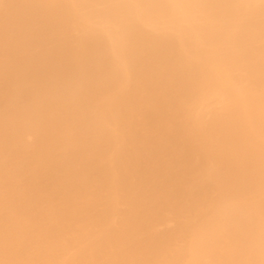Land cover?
<instances>
[{"label":"bare ground","instance_id":"obj_1","mask_svg":"<svg viewBox=\"0 0 264 264\" xmlns=\"http://www.w3.org/2000/svg\"><path fill=\"white\" fill-rule=\"evenodd\" d=\"M55 4L77 46L0 48V264H264V0Z\"/></svg>","mask_w":264,"mask_h":264},{"label":"rangeland","instance_id":"obj_2","mask_svg":"<svg viewBox=\"0 0 264 264\" xmlns=\"http://www.w3.org/2000/svg\"><path fill=\"white\" fill-rule=\"evenodd\" d=\"M2 1H3V0H2ZM2 1H1L0 4H2ZM10 1H11V0H10ZM10 1H8V2H7V0L4 1V3L7 2V3L4 4L5 7H7L8 4H11ZM19 1H20V2H19ZM28 1H29L30 3H29ZM49 1H50V2H49ZM55 1H56V0H35V1H34V0H17V1L14 0V1H13V0H12V2L14 3V7H15V8L17 7V8H16L17 10H15L14 8L11 9V5H12V4L10 5V7L8 6L9 9L4 8V6H3V8H2V6L0 5V7H1L4 11H6L5 14H7V15H5V16H6V17H5L4 14L1 15V13H0V15L3 16V17L0 16V18H1V22H2V18H3V19H5V18L7 19V20L5 19L6 21L4 20L5 22L3 21L4 23H7V21H8V22H9V21H12V23L10 22L11 25L8 23V25L10 26V29H12L10 33H9V31H8L9 27L6 26V25H5V27L8 28V29H7L8 32H6V29H4L5 32L3 31V29L0 31V36H2V37H0V40L4 41V42H1V41H0V42H1V44H2V43L6 44V45H1V44H0V46H1L0 48H2L3 46H4L3 48L6 47L4 52H7V53H8V51H11V50H10L11 48L7 47V46L9 45V44H8V43H9L8 40H9V38H10V40H11V37H12V36H15V35H17V36L12 37V38L16 39L17 41H18V40L20 41V42H17L18 45H19V43H20V44H21V43L23 44V45L21 44L20 46H24V45L29 44V46L27 45V46H25V47H26L27 49H28V48L32 49V50H30V51H32V53H28V52H30L29 49H28V50H26L27 52H25L24 55H26V54L28 53L27 55L30 54L31 56H36L37 59L41 58V56L43 57L46 53H47L46 56H50V55H52V56H50V58H51V57L56 58L55 55H57V54H59V53L61 54V52H62V55H63V54L66 52V50H67V52H68V48H69L70 46H77L78 43H79V42H77V41H79L78 38L80 37V34H76V31L73 32V30H74L73 27H72L73 24L67 21V19H66L65 15L63 14V12H62V11L57 7V5L55 4ZM15 2H16V5H15ZM22 2H23V3H22ZM47 2H48V3H47ZM45 3H46V4H45ZM51 3H54V5L56 6L55 9L53 8V7H55V6H54L53 4H51ZM27 5H28V6H27ZM37 5H38V6H37ZM45 5H46V6H45ZM24 6H25V7H24ZM42 6H43V7H42ZM23 7H24V8H23ZM27 7H28V8H27ZM41 7H42V8H41ZM1 8H0V9H1ZM21 8H22V9H21ZM25 8H26V9H25ZM34 8H35V9H34ZM37 8H40V9L38 10ZM251 8H254V7H247V9H246L245 7H243V9H244L245 12H246V11L249 12ZM5 9H6V10H5ZM13 9H14V11H13ZM45 9H47V10H45ZM50 9H51V10H50ZM53 9H54V10H53ZM228 9H229L228 11H231L230 8H228ZM233 9H234V8H233ZM245 9H246V10H245ZM7 10H8V11H7ZM9 10H11V12H9ZM56 10H57V11H56ZM241 10H242V9H241ZM252 10H253V9H252ZM252 10H251V11H252ZM254 10H255V8H254ZM254 10H253V11H254ZM4 11H3V13H4ZM22 11H23L24 13H23ZM34 11H36V12H34ZM49 11H50V12H49ZM52 11H53V12H52ZM234 11H235V9H234ZM238 11H240V9H238ZM242 11H243V10H242ZM244 11H243V12H244ZM32 12H33V14H32ZM47 12H48V13H47ZM231 12H233V11H231ZM231 12H230V14H233V13H234V12H233V13H231ZM236 12H237V11H235V14L238 15V13H236ZM245 12H244V13H245ZM248 12L246 13L247 18H246V16L241 15V16H244V17H245V18H242V19H245V21H246V19L248 20V19H251L252 17H254L253 20H249V21H247V22H245V21L243 20V21H244V22H243V21H240L241 18L238 19V17H237V18H235V20L232 19L233 22H232V20H230V18H229V19L226 21L227 23H226V22H225V23H226L227 26H228V22H229V26H228V27H230V26H231V28L234 27V29L237 30V32L239 33L240 36H241L242 34H243L242 36H244V35L247 33V30L249 29V28H248V29H244V28L249 27L248 25L251 24V23H253L252 21L257 20V21H254L253 24H255L256 22H258V23H260L261 21L263 22V19H264V17L259 16V17H260V18H259V17L256 16V15H255V16L258 17V18L255 19V16H254L255 12L253 13V15H252V12H250V14H251L252 17L250 16V14H249ZM30 13H31V14H30ZM55 13H56V14H55ZM22 14H23V15H22ZM34 14H35V15H34ZM37 14H38V15H37ZM39 14H40V15H39ZM62 14H63L64 16H63ZM241 14H243V13H241ZM247 14H248V15H247ZM8 15H9V16H8ZM32 15H33V16H32ZM42 15H43V16H42ZM48 15H49V16H48ZM59 15H62V16H59ZM233 15H234V14H233ZM57 16H58V17H57ZM234 16H235V15H234ZM248 16H249V18H248ZM4 17H5V18H4ZM7 17H8V18H7ZM59 17H60V18H59ZM61 17H62V18H61ZM22 18H23V19H22ZM24 18H25V20H26V19H27V20L25 21ZM36 18H37V19H36ZM40 18H41V19H40ZM45 18H46V19H45ZM47 18H48V19H47ZM231 18H233V16H231ZM34 19H35V21H37V22H35ZM21 20H22V21H21ZM259 20H261V21L259 22ZM24 21H25L26 23H28V24H25V26L23 27V23H25ZM30 21H31V22H30ZM49 21H50V22H49ZM230 21H231V22H230ZM234 21H236V22H234ZM3 22H2V23H3ZM22 22H23V23H22ZM46 22H48V24L50 23V25H48ZM262 22H261V23H262ZM44 23H46L45 26H44ZM58 23H59V24H58ZM64 23H66L67 26H66ZM230 23H233V24L231 25ZM237 23H238V26H237ZM13 24H14V25H13ZM30 24H32V25H31L32 28L29 27ZM33 24H34V25H33ZM51 24H52V27H51ZM56 24H58V25L62 24L61 27H60V29H58L59 27L57 28L58 25H56ZM241 24H242L243 26L240 27ZM0 25H1V23H0ZM3 25H4V24H3ZM3 25H2V26H3ZM12 25L17 29V31L19 32V35L17 34L16 29L13 28V27H11ZM42 25H43V28H40V27H42ZM55 25H56L55 28L57 29V31H58L59 33L56 32V30L53 32V30L55 29V28H53V26H55ZM64 25H65V27H67V28H68V25H69L68 31L71 29V31H70L69 34H68V35H69L68 37H70V38H67V37L63 38V36H67V32H68V31H67V28H65V29H66V32H65V29L63 28ZM234 25L237 27V29L235 28ZM2 26H0V28H1ZM34 26H35V27H34ZM227 26H226V27H227ZM244 26H245V27H244ZM5 27L3 26V28H5ZM49 27H51V29H52V30L50 29L49 31H52V32H48V33H51L52 35H51V34H48V33L45 34V31H46ZM33 28H34L35 30H31V29H33ZM38 28L41 29V30H39ZM61 28H62V30H64V32L62 31V33H61V31H60ZM240 28H241L242 30H241ZM10 29H9V30H10ZM14 29H15V31H14ZM238 29H239V31H240V30H241V31L239 32ZM44 30H45V31H44ZM243 30H244V31H243ZM13 31H14L15 33H14ZM242 31H243V32H242ZM43 32H44V33H43ZM249 32H250V31H249ZM8 33H9V34H8ZM11 33H13V34L10 36ZM53 33H54V34H53ZM60 33H61V34H60ZM63 33H66V35H64ZM238 33H237V34H238ZM20 34H21V35H20ZM44 34H45V35H44ZM57 34H58V35H57ZM73 34H74V35H73ZM75 34L77 35L76 37H75ZM249 34H250V33H249ZM249 34H248V35H249ZM5 35H6V37H5ZM8 35H9L10 37H9ZM61 35H63V36H61ZM71 35L74 37V39L72 38ZM246 35H247V34H246ZM246 35H245V36H246ZM7 36H8V37H7ZM52 36H54V37H52ZM242 36H241V37H242ZM245 36H244L243 39H245ZM20 37H21V38H20ZM46 37H48V39H46ZM59 37H60V38H59ZM77 37H78V38H77ZM263 37H264V36H263ZM7 38H8V40H7ZM22 38H23V39H22ZM66 38L68 39L69 42H68L67 40H63V39H66ZM14 39H13L12 42L15 44V43H16V40L14 41ZM24 39H26V40H24ZM33 39H34V40H33ZM41 39H42V40H41ZM44 39H46V40H44ZM57 39H58L59 41H58ZM60 39H62V40H60ZM243 39H242V40H243ZM247 39H248V38H247ZM255 39L257 40V38H255ZM23 40H24L25 42H24ZM40 40L43 42V44H42V42H41ZM76 40H77V41H76ZM242 40H241V42H242ZM251 40H252V39H251ZM251 40H250V41H251ZM256 40H255V41H256ZM262 40L264 41L263 38H262ZM262 40L259 39V40L257 41V43L255 42V44H256L257 47L254 46L255 44L252 42V41H254V40H252L251 42H249V43L251 44V46H248V49L245 50V51L249 52L248 50H249V48L251 47V48H250L251 51L254 50V52L256 51V53H258L257 51H261L260 48L263 47V46H260L262 43H264V42H262ZM7 41H8V43H7ZM21 41H23V42H21ZM26 41H27V42H26ZM37 41H38V42H37ZM60 41H61L62 43H61ZM64 41H67V42H68L69 47H67L68 44H67L66 46H63V42H64ZM243 41H244V40H243ZM259 41H260V42H259ZM10 42H11V41H10ZM67 42H64V43H67ZM215 42H216V41H215ZM215 42H214V43H215ZM241 42L238 43V45L241 44ZM245 42H246V40L243 42V44H245ZM261 42H262V43H261ZM13 43L11 44V46L13 45ZM25 43H26V44H25ZM31 43H32V46L30 45ZM40 43H41V45L39 46ZM56 43H57V44L61 43V45L63 46V50H60L61 47H62L60 44L57 46L58 49H57V48L55 49L54 46L56 47ZM214 43H213V44H214ZM220 43H221V42H220ZM36 44H37L38 46H37ZM44 44H45V46H44ZM216 44H218V42H217ZM222 44H223V43H222ZM222 44H220V46H221L220 49L218 48L219 46L217 47V49H218V51H220V52H222V53L225 54V50H229L230 48H229V46H227V45H226V46H225V45L222 46ZM16 45H17V44H16ZM53 45H54V46H53ZM64 45H65V44H64ZM214 45H215V44H214ZM238 45H237V46H238ZM241 45H242V44H241ZM241 45L238 46V47H239V49L241 50L240 52L242 53V51H243V48H242V47H243L244 45H243V46H241ZM247 45H248V43H247ZM247 45L245 44L246 47H247ZM258 45H259V46H258ZM262 45H263V44H262ZM33 46H34V48H35V46H36V48H35L34 50H33ZM47 46H48V47H47ZM189 46H190V45H189ZM234 46H236V44H235ZM237 46H236V47H237ZM245 46H244V48H246ZM252 46H254V47H252ZM13 47H15V45H13ZM43 47H44V49H43ZM52 47H53L54 49H52ZM59 47H60V49H59ZM65 47H67V48H65ZM194 47H195V46L193 45V46L190 47V49L192 48V49L194 50ZM225 47H226V48L228 47V49H225ZM236 47H234L233 49H232V47H231V49H232L233 51H234V49H235L234 53H237V51L239 52V49H238V48H237V51H236ZM259 47H260V48H259ZM26 48H25V49H26ZM37 48H38V49H37ZM198 48H199V47H198ZM198 48H196V49H198ZM203 48H205V46H204ZM203 48H202L201 50H200V49H199V50L201 51V53L204 52L203 55H204V54L207 55L206 58L208 59V54H207V53L209 52L210 55H211V53H210V51H207V52H205V51L207 50V48L209 49V46L206 45V50H204V51H203ZM210 48H211V47H210ZM212 48L214 49V47H212ZM212 48H211V50H212ZM221 48L224 49V50L222 51ZM42 49H43V50H42ZM51 49H52V50H51ZM196 49H195L194 51H197ZM48 50H50V51H48ZM53 50H54V51H53ZM55 50H57V51L55 52ZM215 50H216V48L214 49V52H215ZM51 51H52V52H51ZM58 51H59V52H58ZM191 51H192V50H191ZM194 51H192V52H194ZM200 51H199V52H200ZM202 51H203V52H202ZM212 51H213V50H212ZM212 51H211V52H212ZM229 51H230V54H231V50H229ZM263 51H264V50H263ZM35 52H36L38 55H37ZM53 52H54V53H53ZM67 52H66V53H67ZM216 52H217V51H216ZM240 52H239V53H240ZM247 52H246V54H247ZM2 53H3V52H2ZM33 53H34V55H33ZM44 53H45V54H44ZM201 53H199V54H201ZM227 53H229V52H226V55H225V56H228V58H229L230 55H228ZM243 53H244V52H243ZM256 53H255V55H256ZM261 53L263 54L264 52L261 51ZM48 54H49V55H48ZM192 54H193V53H192ZM196 54H198V52H195V55H196ZM199 54H198V55H199ZM244 54H245V53H244ZM244 54H243V56H244ZM250 54H253V51H252ZM259 54H260V52H259ZM40 55H41V56H40ZM201 55H202V54H201ZM205 55H204V56H205ZM210 55H209V56H210ZM222 55H223V54H222ZM232 55H233V53H232ZM234 55H235V54H234ZM234 55H233V59L235 60L236 57H235ZM239 55H240V54H239ZM241 55H242V54H241ZM247 55H249V53H248ZM255 55H254V56H255ZM263 55H264V54H263ZM38 56H39V57H38ZM46 56H45V58H46ZM63 56H64V55H63ZM257 56H258V54H257ZM259 56H261V54H260ZM230 57H231V56H230ZM234 57H235V58H234ZM239 57H242V56H239ZM248 58H250V56H248ZM260 58H261V57H260ZM262 58H263V60H264V57H263V56H262ZM262 58H261V59H262ZM60 59H61V60H60ZM60 59H59V60L62 61L61 56H60ZM202 59H204L203 56H202ZM231 59H232V58H231ZM239 59H241V58H238L237 61H238ZM252 59H254V62H255V60H257V58L255 59V57L252 58ZM252 59H251V60H252ZM52 60H53L52 62H54L55 59H52ZM57 60H58V59H57ZM57 60H56V61H57ZM263 60H262L261 63H263ZM8 61H9V59H8ZM239 61H240V60H239ZM246 61H247V60H246ZM246 61H245V64H244V65H245V66H244V69H246V68H245V67H246ZM249 61H250V60H249ZM249 61H247V62H249ZM258 61H259V60H258ZM205 62H206V64H207L208 61H207L206 59H204V63H205ZM256 62H257V61H256ZM58 63H59V62H58ZM261 63H260V64H261ZM53 64L55 65V62H54ZM56 64H57V63H56ZM60 64H61V63H59V65H60ZM258 64H259V63H258ZM59 65H58V66H59ZM251 65H252V63L250 64V66H251ZM253 65H255V64H253ZM237 66H238V65H237ZM237 66H236V67H237ZM239 66H240V65H239ZM239 66H238V67H239ZM242 66H243V64L241 65V67H242ZM255 66H256V65H255ZM102 67H103V68H106V67H104V66H102ZM102 67H101V70H102ZM247 67H248V66H247ZM253 68L255 69V67H253ZM257 68H258V66H257ZM259 68H261V69L263 70V69H264V65L261 64ZM247 69H248V68H247ZM250 69H252V68L250 67ZM261 69H259V70L262 71ZM257 70H258V69H257ZM259 70H258V71H259ZM103 71L105 72V69H103ZM244 71H245V70H244ZM247 71H248V70H247ZM251 71L253 72V70H251ZM258 71H256V74H257ZM263 71H264V70H263ZM242 72H243V70L241 71V69H240L239 71L236 72V74H237L239 77H240V75H242V76H241V77H243L242 79H245V78H246L245 76H247V73L250 72V70H249L246 74H245V73H242ZM245 72H246V71H245ZM262 73H263V72H262ZM262 73H260V75H261ZM104 74H105V73H104ZM248 75H249V74H248ZM263 75H264V74H263ZM241 77H240V79H241ZM220 111H221V110H220ZM216 113L218 114V112H216ZM220 113H222V112H219V115H220ZM224 113H225V112H224ZM204 114H205V113H204ZM222 114H223V113H222ZM223 115H224V114H223ZM203 117H205V120H206V117L211 118L212 116L206 114V115H203ZM207 120H208V119H207ZM236 172H237V171H236ZM236 172H231L230 174L232 175V173H236ZM236 174L239 176V171H238ZM236 174H235V175H236ZM231 175H230V177L233 179L234 174H233V176H231ZM237 175L235 176V178H236L235 181H238L239 178H240V176L237 178ZM240 175H241V174H240ZM230 177H228V178H229V181H231V180H230ZM237 179H238V180H237ZM233 180H234V179H233ZM233 180H232L231 182H234Z\"/></svg>","mask_w":264,"mask_h":264}]
</instances>
